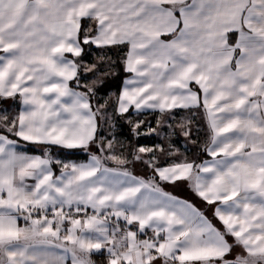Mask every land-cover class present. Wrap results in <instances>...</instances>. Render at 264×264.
<instances>
[{"label": "snow or ice", "instance_id": "6c2138e0", "mask_svg": "<svg viewBox=\"0 0 264 264\" xmlns=\"http://www.w3.org/2000/svg\"><path fill=\"white\" fill-rule=\"evenodd\" d=\"M0 264H264V0H0Z\"/></svg>", "mask_w": 264, "mask_h": 264}, {"label": "crops", "instance_id": "0c3cea01", "mask_svg": "<svg viewBox=\"0 0 264 264\" xmlns=\"http://www.w3.org/2000/svg\"><path fill=\"white\" fill-rule=\"evenodd\" d=\"M169 191H172L175 195L179 196L182 199H188L194 203H197L199 205V201H197L187 190L181 188V189H173L169 188Z\"/></svg>", "mask_w": 264, "mask_h": 264}]
</instances>
